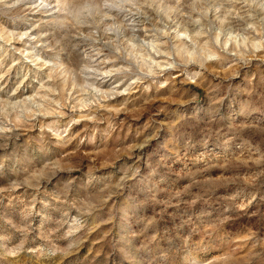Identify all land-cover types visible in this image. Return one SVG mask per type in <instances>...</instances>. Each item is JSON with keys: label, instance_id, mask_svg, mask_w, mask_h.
<instances>
[{"label": "rangeland", "instance_id": "374dc122", "mask_svg": "<svg viewBox=\"0 0 264 264\" xmlns=\"http://www.w3.org/2000/svg\"><path fill=\"white\" fill-rule=\"evenodd\" d=\"M0 264H264V0H0Z\"/></svg>", "mask_w": 264, "mask_h": 264}]
</instances>
